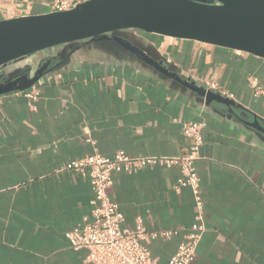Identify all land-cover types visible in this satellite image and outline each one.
I'll return each mask as SVG.
<instances>
[{
    "label": "crops",
    "instance_id": "crops-1",
    "mask_svg": "<svg viewBox=\"0 0 264 264\" xmlns=\"http://www.w3.org/2000/svg\"><path fill=\"white\" fill-rule=\"evenodd\" d=\"M54 1L0 0V20L51 12ZM129 37L182 77L205 88L216 82L234 111L111 42L83 45L30 88L1 95L0 264H82L86 250L71 249L66 233L90 211L92 188L87 176L59 167L94 151L185 156L192 140L182 126L192 121L204 124L194 167L205 229L190 264H264V133L245 122L257 116L264 127V96L250 86H264V59L158 34ZM180 175L179 165L115 172L108 187L122 227L139 218L148 231L176 230L142 241L156 264L199 224L192 190L173 188Z\"/></svg>",
    "mask_w": 264,
    "mask_h": 264
},
{
    "label": "water",
    "instance_id": "water-1",
    "mask_svg": "<svg viewBox=\"0 0 264 264\" xmlns=\"http://www.w3.org/2000/svg\"><path fill=\"white\" fill-rule=\"evenodd\" d=\"M137 32L194 40L264 59V0H85L68 10L2 19L0 96L30 88L83 45L111 42L207 102L234 111L232 99L182 77L136 45L129 34ZM32 57L36 64L28 60ZM22 60L26 62L21 68L2 71ZM245 122L264 133L257 116Z\"/></svg>",
    "mask_w": 264,
    "mask_h": 264
},
{
    "label": "built area",
    "instance_id": "built-area-1",
    "mask_svg": "<svg viewBox=\"0 0 264 264\" xmlns=\"http://www.w3.org/2000/svg\"><path fill=\"white\" fill-rule=\"evenodd\" d=\"M78 4V3H77ZM76 6L63 0H55L52 11L68 10ZM206 88L217 91L222 96L232 98L214 81H206ZM253 96H264V86L256 80L250 81ZM202 122H185L182 133L192 140L189 153L185 156L129 155L117 150L111 157L94 151L84 157L64 163L58 172L72 171L87 176L92 188L91 209L79 226L67 231L66 237L73 250L85 249L82 264H156L155 258L142 242L148 238H168L176 230H147L138 218L133 227H122L123 214L118 204L108 195L115 172L133 173L144 168L163 165H179L181 175L173 184L178 191L182 187L192 190L196 206V219L199 224L187 233L178 244L176 251L169 256L166 264H190L196 254L198 241L204 231L203 200L194 160L199 157L202 143ZM90 141V139H88Z\"/></svg>",
    "mask_w": 264,
    "mask_h": 264
}]
</instances>
